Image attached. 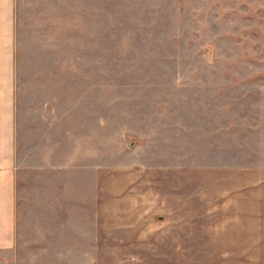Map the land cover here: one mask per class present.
Returning <instances> with one entry per match:
<instances>
[{
    "label": "rangeland",
    "instance_id": "obj_1",
    "mask_svg": "<svg viewBox=\"0 0 264 264\" xmlns=\"http://www.w3.org/2000/svg\"><path fill=\"white\" fill-rule=\"evenodd\" d=\"M56 1L19 2L18 254L264 264V0Z\"/></svg>",
    "mask_w": 264,
    "mask_h": 264
},
{
    "label": "crops",
    "instance_id": "obj_2",
    "mask_svg": "<svg viewBox=\"0 0 264 264\" xmlns=\"http://www.w3.org/2000/svg\"><path fill=\"white\" fill-rule=\"evenodd\" d=\"M20 1L0 0V263L4 262L3 264L32 262L28 255L18 254L21 223L17 204L19 186L17 165L20 126L25 115L21 98L27 94V90L23 92L26 80H23V64L20 61L25 51L21 46L18 30ZM47 1L50 6L58 3L56 0ZM65 46L69 51L70 44L67 42ZM67 73L69 90V63ZM46 188L45 186L42 190ZM62 223L61 230L66 232L69 224L64 221ZM42 259L46 263L53 262L44 257Z\"/></svg>",
    "mask_w": 264,
    "mask_h": 264
}]
</instances>
